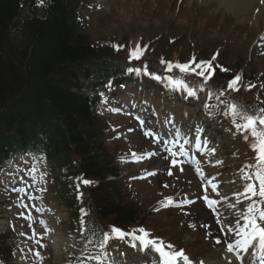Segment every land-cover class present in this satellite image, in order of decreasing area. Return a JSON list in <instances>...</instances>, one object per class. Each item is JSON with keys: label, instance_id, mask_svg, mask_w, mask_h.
<instances>
[{"label": "trees", "instance_id": "1", "mask_svg": "<svg viewBox=\"0 0 264 264\" xmlns=\"http://www.w3.org/2000/svg\"><path fill=\"white\" fill-rule=\"evenodd\" d=\"M79 2L49 0L42 7L36 0H0V148L26 145L66 154L93 153L81 168L102 180L105 171L92 152L98 132L91 116L93 100L71 87L77 85L79 73L94 72L96 54L106 51L78 34L71 23ZM13 24V37L23 41L9 38ZM122 67L112 65L114 70ZM109 186L102 181L93 190V219L110 214L132 219L128 207L109 201Z\"/></svg>", "mask_w": 264, "mask_h": 264}, {"label": "rangeland", "instance_id": "2", "mask_svg": "<svg viewBox=\"0 0 264 264\" xmlns=\"http://www.w3.org/2000/svg\"><path fill=\"white\" fill-rule=\"evenodd\" d=\"M90 2L91 4L86 6V8L84 7L81 12L82 29H80L94 43H129V45L135 47L139 41L144 40V42L146 41L150 44V48L145 50V54L155 62L157 58L162 59L163 57L166 60L167 58L187 60L192 49L201 52L202 59H207L218 50L220 60L245 70L246 80L243 82V86L248 85L250 80L264 74V52L260 51V56L254 46V42L259 36L257 34L261 32L264 26L263 22H259L260 28L258 29V27L252 25L251 20L239 17L234 10L220 8L218 2H214L212 5L203 4L198 0H90ZM102 3H105V7L101 5ZM180 5H184L186 8L178 11L176 8ZM101 7L102 9L100 10ZM173 8L176 11H173ZM253 12L252 15L254 14ZM249 16L247 15L248 18ZM171 37L175 39L173 41L174 44H164L170 42ZM114 56L122 60L125 55L115 54ZM220 82L224 83L222 80H219ZM220 89L233 91L232 88H226V83ZM252 91L242 90L238 94L242 97H248ZM217 97L218 95L213 93V100L220 104V100ZM164 101L165 99L158 100L159 103H165ZM168 106L174 107V103L169 102ZM109 118L116 128L124 131L125 135V128L124 126L123 129L121 127V119L118 117ZM98 122L106 125L105 118L101 116L98 117ZM126 127L128 129L126 136L130 137V141L127 138V141L124 139L114 141L113 137L105 139V150L110 152V155L116 158V149L125 147L127 145L126 142L131 145L137 144L135 150L141 153L145 149L150 151V148L157 146L153 144L152 140L145 141L144 137L151 138V136L145 135L143 126L136 124L130 128L129 126ZM231 144L242 145L236 141ZM239 146H236L237 150ZM239 154L242 155L243 153L239 151ZM150 156H152L151 160L153 161L154 156L151 154ZM115 164L120 167L117 161H115ZM154 164L155 162L151 163L152 167ZM138 165L141 168L147 167L146 162H139ZM133 166L120 167L121 176L125 175L126 172L129 174L135 173L136 169ZM25 170L26 167L22 166L21 172L23 173H21V177H24ZM42 170L44 169L38 171L39 174H42ZM42 175L46 178L45 172ZM156 180L151 179L149 182L133 184H129L126 179L118 180L115 187L109 190L110 200L117 203L116 195L120 193V201L124 204L132 205L138 213L132 226L145 225L151 227L156 234L165 236L179 245H185L194 250L196 232L190 229L193 237L188 235L184 229L178 227L179 220L175 218L174 214L170 213L171 211L154 213L155 206L150 201H146L147 198H151L154 195L157 198L162 190L161 185L167 182L163 179ZM33 186L37 188L36 185ZM51 196L52 194L48 199L53 201ZM34 204L38 207L36 203ZM7 208L8 205L0 206V232L9 230L6 222L11 217L10 212H14V209L11 207L7 210ZM32 210L33 207L29 204H26L21 209L26 217L32 215ZM59 210L62 211L61 209ZM60 216L64 220L68 214L60 213ZM112 220L109 217L103 220V223L112 224ZM10 225L23 230L26 228V222L17 218ZM56 233H59L63 238L60 245H66L67 231L62 224L56 227ZM197 245L195 251H202L204 255L212 250L206 251L203 243Z\"/></svg>", "mask_w": 264, "mask_h": 264}, {"label": "snow or ice", "instance_id": "3", "mask_svg": "<svg viewBox=\"0 0 264 264\" xmlns=\"http://www.w3.org/2000/svg\"><path fill=\"white\" fill-rule=\"evenodd\" d=\"M261 3H264V0H261ZM257 11H259L257 9ZM117 50L119 49V45L116 46ZM140 50L139 48L136 50H133V52L131 53V57L132 58H136L139 59L140 58ZM218 54V53H217ZM213 59H215V57H213ZM192 63H195V61H193ZM201 66L204 67L206 70H211L214 73V69L212 67V64L210 62H200ZM177 68H179L181 71H192V68L190 66V64H178L176 65ZM222 67V66H221ZM225 71H227V69H224ZM129 72H139V69H133V68H129L128 69ZM200 76H204L205 72L201 71L199 73ZM156 79H161V77L156 76ZM240 77L236 76L234 79H232L228 85L229 88H233L234 86H236L238 84V82L240 81ZM172 86L173 87H183V88H188V85L184 82V81H177V80H172L171 81ZM236 90H239L238 88ZM188 95L195 97L197 95L196 91L194 89H189L188 91ZM231 110L233 112V114H238L237 113V106L235 104H233L231 106ZM119 111V110H116ZM260 111L262 113H264V108L260 109ZM243 119L245 120V123L243 125H237V130H239L240 128H243L245 131L251 130L253 136H257V131H256V126L257 124L264 126V116H254V115H247L244 116ZM143 122L141 121V124ZM145 135H151L153 137H155L157 140L159 139V137L156 136L155 133H152L150 130L145 132ZM181 147V152H177V151H172V156L177 157L179 155L182 154V150H183V145L180 146ZM254 148H256L259 152L258 155V159L260 160L261 163H264V132L259 133L258 135V142L256 144L253 145ZM171 151V150H170ZM212 151L214 152L215 150L212 149ZM134 156L136 155L135 153L133 154ZM172 165L175 166L178 161L177 160H172ZM217 163H222L221 161H217ZM183 169L181 168V171ZM198 172H200V169H197ZM169 175H172V173L169 171L168 173ZM259 175V180H260V186H259V192L257 193L254 185L249 184L245 190L246 194H251L252 196H256L257 194L260 197H264V175ZM85 184L91 183L90 181L85 180L84 181ZM167 186V185H165ZM204 199L207 201L208 206L211 208L216 201L209 199V197L205 196ZM253 211L252 208H249V212L251 213ZM245 220L247 221V226L243 229H241V233H242V239L237 241L236 244H232V243H228L227 244V251L229 253H236V255L239 257V251H247L249 249V247L254 243V242H258L259 244V249L262 255H264V226H261V224L259 223V221L264 220V210H261L259 212V219L256 218V216H246ZM193 227H195L193 225ZM250 229V231H249ZM113 230L117 233L120 234L121 237H123L125 234L122 232V230L118 229V228H113ZM82 231H87L86 227H82ZM143 235L136 237L139 240H142L144 242L145 245L148 244H152L154 243L153 240L151 239H146V237H148V233L144 230V229H140L139 230ZM216 243H221V241L219 239L216 240ZM168 247H172L171 245H169ZM157 251H159L161 253V255H163L165 257V264H180V261L183 260V264H194V262H192L189 257H187V255L184 253L183 250H180L178 252H168V251H164L163 248L158 247ZM37 255H39V253H37ZM201 264H203V262H201Z\"/></svg>", "mask_w": 264, "mask_h": 264}, {"label": "bare ground", "instance_id": "4", "mask_svg": "<svg viewBox=\"0 0 264 264\" xmlns=\"http://www.w3.org/2000/svg\"><path fill=\"white\" fill-rule=\"evenodd\" d=\"M207 0H202V2H206ZM219 2V7L224 10L232 9L234 12L240 14L243 19H248L247 15H250L253 10V6L259 4V13L255 17L252 16L254 23L258 26L260 20L264 19V3H261V0H217ZM251 20V18H249ZM259 27V26H258ZM219 147V146H218ZM221 147V143H220ZM129 264H134L132 259H128ZM226 258L221 257L220 253L214 252L209 255L207 258V264H226Z\"/></svg>", "mask_w": 264, "mask_h": 264}]
</instances>
